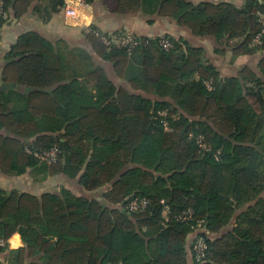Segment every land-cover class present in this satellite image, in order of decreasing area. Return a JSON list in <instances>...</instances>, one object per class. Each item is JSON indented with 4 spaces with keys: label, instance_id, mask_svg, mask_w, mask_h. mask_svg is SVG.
<instances>
[{
    "label": "trees",
    "instance_id": "1",
    "mask_svg": "<svg viewBox=\"0 0 264 264\" xmlns=\"http://www.w3.org/2000/svg\"><path fill=\"white\" fill-rule=\"evenodd\" d=\"M38 4L56 11L63 0H10L5 12L13 9L19 18ZM114 12L170 18L217 43L235 37L234 46L216 51L220 55L264 51V44L252 43L264 0H244L241 8L117 0ZM122 33L90 26L87 51L26 32L6 55L0 172L64 175L78 179L88 195L65 187L40 196L0 188L6 241L0 252L18 233L24 247L9 252L16 264L26 258H38L37 264H189V253L191 264H264V56L255 67L222 76L202 47L183 39L162 36L170 44L165 49L161 36H137L132 51L101 39ZM95 58L111 64L118 85ZM52 148L54 161L39 157ZM142 197L145 208L126 209ZM186 210L191 216L183 222L178 218ZM196 237L205 243L201 261L193 252Z\"/></svg>",
    "mask_w": 264,
    "mask_h": 264
},
{
    "label": "crops",
    "instance_id": "2",
    "mask_svg": "<svg viewBox=\"0 0 264 264\" xmlns=\"http://www.w3.org/2000/svg\"><path fill=\"white\" fill-rule=\"evenodd\" d=\"M192 4L200 3H220L226 2L241 8L244 0H186ZM117 0H93L90 7L80 9L77 16V22L65 19L62 9L56 11L51 8H44V5H31L28 10L19 18L14 16L13 9L6 10V22L0 28V87L1 74L6 65V55L10 52V48L18 38L26 32L39 33L43 38L50 42L64 40L68 46L85 47L84 33L90 26L98 28L103 33H113L116 31H124L133 33L141 37H162L168 36L175 39H183L195 47H202L206 52L207 62L212 63L222 76H231V71H238L244 67L256 65L255 56L240 55L232 57L228 51L218 54L217 50H221L225 45V39L216 42L211 37H200L193 35L188 29L181 28L177 23L166 17L158 15L145 17L141 14L118 15L114 12ZM43 6V7H42ZM46 16V17H45ZM151 20V23L148 21ZM225 58V62L223 61ZM106 71L107 76L115 83L119 79L115 76L111 64L103 62L95 58ZM231 60V62L229 61ZM249 64V65H247ZM237 65V67H236ZM240 65V67H239ZM74 181L78 186V179L70 180L64 175L43 176L38 169H32L21 176H6L0 172V188L5 191L16 190L18 192L28 193L34 196H40L43 193H58L60 188H68ZM79 187V186H78ZM74 192V191H73ZM75 193V192H74ZM79 193H83L79 187ZM76 194V193H75ZM82 195V194H77ZM83 195H88L83 193ZM194 233L187 238V249L190 251ZM7 249L0 252V264H16L11 251H15L24 247L21 237L18 233L13 234L7 241ZM38 258H26L24 264H37ZM188 263H192V257L189 253Z\"/></svg>",
    "mask_w": 264,
    "mask_h": 264
},
{
    "label": "built area",
    "instance_id": "3",
    "mask_svg": "<svg viewBox=\"0 0 264 264\" xmlns=\"http://www.w3.org/2000/svg\"><path fill=\"white\" fill-rule=\"evenodd\" d=\"M10 0H0V20L6 18L5 5ZM92 0H63V5L61 7L65 19H69L73 22H77V16L80 9L87 10L91 5ZM258 22L260 23L261 30L257 33L253 39V45H262L264 44V13H257ZM102 41L108 46L123 47L128 51H132L138 45L137 35L129 32H124L119 36H103L101 37ZM160 44L163 48L167 49L170 44L168 40L164 37L161 38ZM166 126V122H162ZM58 151L56 148H52L47 152H43L39 155L42 160L52 162L55 160ZM163 203V201H162ZM148 204L145 198H135L126 205V209L129 212H136L146 207ZM168 211L167 206L164 207L163 214L164 217ZM191 216V211L186 210L179 216V220L186 222ZM197 228H202L201 223H198ZM6 246V241L0 237V248ZM205 249V243L202 238L196 237L193 243V252L196 261H201L204 257L203 251Z\"/></svg>",
    "mask_w": 264,
    "mask_h": 264
},
{
    "label": "rangeland",
    "instance_id": "4",
    "mask_svg": "<svg viewBox=\"0 0 264 264\" xmlns=\"http://www.w3.org/2000/svg\"><path fill=\"white\" fill-rule=\"evenodd\" d=\"M225 39V44H230V45H228V47H230L231 48V46H234L237 42V40H236V38L234 37V38H228L227 39V37H225L224 38ZM226 45H224V46H222V47H225ZM84 49H86L87 51H89V48H88V46H85V47H83ZM70 49V48H69ZM253 56H255V58H256V64H257V62H258V60L260 59V57H262V56H264V51H259V52H257L255 55H253ZM224 62H225V58H224V60H223ZM230 62H231V60H229ZM247 65H249V64H247ZM236 67H237V65H236ZM239 67H240V65H239ZM249 67H254L252 64L251 65H249ZM236 72H237V70L236 71H231L230 73H229V75H235L236 74ZM117 85L119 84V81H117V82H115ZM153 84H154V82L153 81H151V80H147L146 81V85L148 86V87H152L153 86ZM142 94L144 95V96H146V97H149V98H151V99H155V96H153V95H149V94H147V93H144V92H142ZM99 154V153H98ZM47 162H49V161H47ZM70 187H71V189H72V191H74L76 194H83V193H79V187L77 186V184H75V182L74 181H72L71 182V184H70ZM98 193V192H97Z\"/></svg>",
    "mask_w": 264,
    "mask_h": 264
}]
</instances>
